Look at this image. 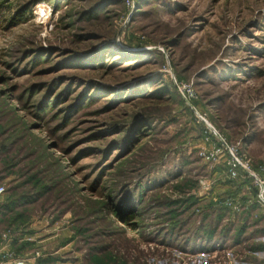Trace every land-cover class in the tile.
Segmentation results:
<instances>
[{
	"label": "rangeland",
	"instance_id": "obj_1",
	"mask_svg": "<svg viewBox=\"0 0 264 264\" xmlns=\"http://www.w3.org/2000/svg\"><path fill=\"white\" fill-rule=\"evenodd\" d=\"M127 1L0 0V234L27 264H264L249 183L203 158L264 167V0Z\"/></svg>",
	"mask_w": 264,
	"mask_h": 264
},
{
	"label": "built area",
	"instance_id": "obj_2",
	"mask_svg": "<svg viewBox=\"0 0 264 264\" xmlns=\"http://www.w3.org/2000/svg\"><path fill=\"white\" fill-rule=\"evenodd\" d=\"M127 2L129 3L130 1L128 0ZM199 119L205 123L204 118L199 117ZM215 136L220 139V147H216L210 154L204 155L203 158L210 161L211 159L214 160L216 158L219 159L220 157H224L227 167V178L231 180L247 181L249 183L248 190L253 194V199H255L254 202L264 211V167L258 166L257 168H254L247 160L240 156L237 149L229 147L226 142L220 138V136ZM199 185L200 188L198 193L202 195L206 194L209 190L207 183L205 181H200ZM4 194L5 189L0 186V199L4 196ZM225 207L235 212L240 210L236 198L226 200ZM7 243H11V238L8 233L3 232L0 234V264H27L30 262L17 255L11 247L3 249L2 246ZM224 253L225 251H215L211 254L209 259H207L206 256L201 255L197 258L199 260L198 264H209L210 261L211 264H232V262L235 261V258L233 257V252L231 250L227 251L225 258H217L218 255H222ZM236 264L241 263L238 262Z\"/></svg>",
	"mask_w": 264,
	"mask_h": 264
},
{
	"label": "crops",
	"instance_id": "obj_3",
	"mask_svg": "<svg viewBox=\"0 0 264 264\" xmlns=\"http://www.w3.org/2000/svg\"><path fill=\"white\" fill-rule=\"evenodd\" d=\"M9 247L12 248V243H7L2 246L3 249H8Z\"/></svg>",
	"mask_w": 264,
	"mask_h": 264
},
{
	"label": "trees",
	"instance_id": "obj_4",
	"mask_svg": "<svg viewBox=\"0 0 264 264\" xmlns=\"http://www.w3.org/2000/svg\"><path fill=\"white\" fill-rule=\"evenodd\" d=\"M245 182V181H244Z\"/></svg>",
	"mask_w": 264,
	"mask_h": 264
}]
</instances>
